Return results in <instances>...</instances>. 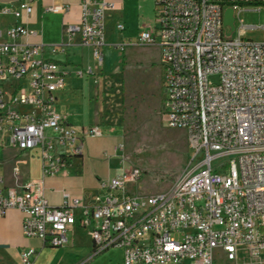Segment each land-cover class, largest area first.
I'll return each instance as SVG.
<instances>
[{"label":"built area","instance_id":"2783aa9c","mask_svg":"<svg viewBox=\"0 0 264 264\" xmlns=\"http://www.w3.org/2000/svg\"><path fill=\"white\" fill-rule=\"evenodd\" d=\"M245 4L260 7L264 0H156L157 24L138 36L161 48L166 121L185 129L192 154L167 189L140 192L136 185L144 172L123 167L100 181L93 204L63 190L62 203L53 206L42 186L32 181L5 188L0 175V216L20 210L23 234L52 247L67 245L79 219L93 241L80 264L111 248L122 250V264H216L218 252L232 264L245 257L248 264H264V41L244 36L258 26L241 23L234 37L223 22L228 6ZM113 8L108 0H81L79 22L64 27L71 43L92 48L100 67L105 17ZM31 12L25 1L0 6V13L15 18ZM28 32L17 22L0 29V135L37 156L43 175H55L83 153L85 138L104 129L76 127L57 110L56 93L65 88L68 71L44 57L43 44L23 42ZM77 74L94 72L87 67ZM34 254L23 253L22 264H35Z\"/></svg>","mask_w":264,"mask_h":264},{"label":"crops","instance_id":"0c3cea01","mask_svg":"<svg viewBox=\"0 0 264 264\" xmlns=\"http://www.w3.org/2000/svg\"><path fill=\"white\" fill-rule=\"evenodd\" d=\"M20 1L31 3V14L15 18L12 14L0 13V29L6 30L15 22L23 24L30 32L21 40L43 44L44 57L59 63L68 71L65 88L56 93L57 110L66 113L69 122L76 127L100 125L104 133L121 137L118 128L101 123L103 108L96 100L101 84L94 81V76L77 74L78 70L87 67H91L94 74L101 73L102 67L95 60L92 48L71 43L64 33L65 24L79 22L81 0H0V6H15ZM108 1L114 3V8L110 9L105 17L106 45L110 43L117 48L123 42H137L143 30L157 24L156 0ZM56 5H63L68 9L53 10L52 7ZM120 23L124 25L123 30L118 29ZM62 102L63 105L60 104ZM82 102H90L96 114V123H76L71 119L70 115H74L73 112L81 108ZM106 125L109 126L108 129ZM6 138L5 135H0V175L3 177L5 188L20 189L33 181L35 187L42 186L46 199L53 206L62 203L63 190L81 198L86 205L93 204L100 190V181L107 180L121 171L119 163L113 158L120 150L121 140L113 143L109 139H102L103 135L87 137L81 155L72 158L57 174L43 175L39 158L33 153L21 152L11 147ZM5 150L7 152H4ZM23 217V213L18 209H10L0 216V264H22V254L30 249L35 250L32 257L35 264H80L93 249L90 231L80 224L79 219L68 232L67 245L52 247L39 238L26 237L23 234ZM78 234L88 237L87 252L85 247L77 244ZM105 258L108 260L103 262ZM122 262V250L111 248L86 264Z\"/></svg>","mask_w":264,"mask_h":264},{"label":"rangeland","instance_id":"374dc122","mask_svg":"<svg viewBox=\"0 0 264 264\" xmlns=\"http://www.w3.org/2000/svg\"><path fill=\"white\" fill-rule=\"evenodd\" d=\"M233 8L237 29L232 35L237 36L241 23L254 25L258 27L247 29L245 38L264 41V4L260 7L245 4L242 8ZM103 52L101 73L86 77L94 76V81L101 84V90L96 95L103 108L101 123L118 128L121 137L103 133L102 139L113 143L121 140L119 146L122 149L113 156L120 169L137 166L144 172L136 190L143 193L163 191L187 168L192 154L185 129L170 127L166 121L161 48L157 44L137 41L129 42L124 49L108 43ZM211 79L216 81L217 77L212 76ZM60 104L63 105V102ZM17 108L20 111L31 110L25 106ZM73 113L70 117L76 123H96V114L90 102H82L81 108ZM106 128L109 126L106 125ZM77 238V244L85 247L86 251L88 237L78 234ZM107 260L105 258L103 262ZM247 260V257L242 258L239 264H248ZM216 264L232 263L222 252H218Z\"/></svg>","mask_w":264,"mask_h":264},{"label":"water","instance_id":"95a60500","mask_svg":"<svg viewBox=\"0 0 264 264\" xmlns=\"http://www.w3.org/2000/svg\"><path fill=\"white\" fill-rule=\"evenodd\" d=\"M223 22L225 27H229V31H227V35H231L232 32L235 31V10L233 6H228L224 11Z\"/></svg>","mask_w":264,"mask_h":264},{"label":"trees","instance_id":"16d2710c","mask_svg":"<svg viewBox=\"0 0 264 264\" xmlns=\"http://www.w3.org/2000/svg\"><path fill=\"white\" fill-rule=\"evenodd\" d=\"M231 5H235V3H231ZM242 5V4H241ZM256 5H259V4H256Z\"/></svg>","mask_w":264,"mask_h":264}]
</instances>
